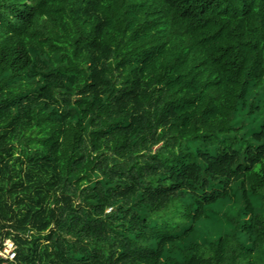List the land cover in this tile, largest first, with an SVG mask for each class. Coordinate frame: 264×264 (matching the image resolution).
Listing matches in <instances>:
<instances>
[{
  "label": "trees",
  "instance_id": "1",
  "mask_svg": "<svg viewBox=\"0 0 264 264\" xmlns=\"http://www.w3.org/2000/svg\"><path fill=\"white\" fill-rule=\"evenodd\" d=\"M0 264H264V0H0Z\"/></svg>",
  "mask_w": 264,
  "mask_h": 264
},
{
  "label": "built area",
  "instance_id": "2",
  "mask_svg": "<svg viewBox=\"0 0 264 264\" xmlns=\"http://www.w3.org/2000/svg\"><path fill=\"white\" fill-rule=\"evenodd\" d=\"M0 247V259L3 261H11L16 256L17 245L11 238H6L2 241Z\"/></svg>",
  "mask_w": 264,
  "mask_h": 264
}]
</instances>
